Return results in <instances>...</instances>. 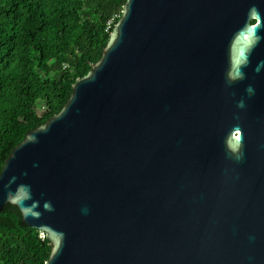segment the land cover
<instances>
[{
	"label": "water",
	"instance_id": "95a60500",
	"mask_svg": "<svg viewBox=\"0 0 264 264\" xmlns=\"http://www.w3.org/2000/svg\"><path fill=\"white\" fill-rule=\"evenodd\" d=\"M9 203L46 264H264V0H127L5 162Z\"/></svg>",
	"mask_w": 264,
	"mask_h": 264
},
{
	"label": "trees",
	"instance_id": "16d2710c",
	"mask_svg": "<svg viewBox=\"0 0 264 264\" xmlns=\"http://www.w3.org/2000/svg\"><path fill=\"white\" fill-rule=\"evenodd\" d=\"M126 1L0 0V173L13 149L63 109L73 84L100 61ZM52 250L17 205L4 207L0 264H46Z\"/></svg>",
	"mask_w": 264,
	"mask_h": 264
},
{
	"label": "snow or ice",
	"instance_id": "6c2138e0",
	"mask_svg": "<svg viewBox=\"0 0 264 264\" xmlns=\"http://www.w3.org/2000/svg\"><path fill=\"white\" fill-rule=\"evenodd\" d=\"M240 134L239 132L236 133V139L239 140Z\"/></svg>",
	"mask_w": 264,
	"mask_h": 264
},
{
	"label": "built area",
	"instance_id": "2783aa9c",
	"mask_svg": "<svg viewBox=\"0 0 264 264\" xmlns=\"http://www.w3.org/2000/svg\"><path fill=\"white\" fill-rule=\"evenodd\" d=\"M108 25H109L108 27H110L112 25V21H109Z\"/></svg>",
	"mask_w": 264,
	"mask_h": 264
}]
</instances>
